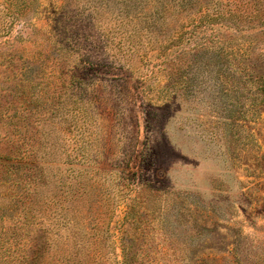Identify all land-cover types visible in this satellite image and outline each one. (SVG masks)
<instances>
[{
	"label": "rangeland",
	"instance_id": "374dc122",
	"mask_svg": "<svg viewBox=\"0 0 264 264\" xmlns=\"http://www.w3.org/2000/svg\"><path fill=\"white\" fill-rule=\"evenodd\" d=\"M0 264H264V0H0Z\"/></svg>",
	"mask_w": 264,
	"mask_h": 264
}]
</instances>
